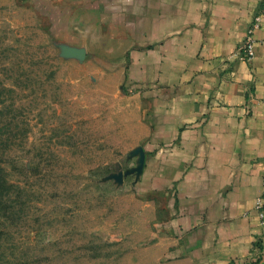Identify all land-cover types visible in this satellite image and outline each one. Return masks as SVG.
Returning a JSON list of instances; mask_svg holds the SVG:
<instances>
[{"label":"crops","instance_id":"0c3cea01","mask_svg":"<svg viewBox=\"0 0 264 264\" xmlns=\"http://www.w3.org/2000/svg\"><path fill=\"white\" fill-rule=\"evenodd\" d=\"M46 1L82 14L138 114L159 264H264V0Z\"/></svg>","mask_w":264,"mask_h":264},{"label":"rangeland","instance_id":"374dc122","mask_svg":"<svg viewBox=\"0 0 264 264\" xmlns=\"http://www.w3.org/2000/svg\"><path fill=\"white\" fill-rule=\"evenodd\" d=\"M58 11L0 0V264H159L138 114Z\"/></svg>","mask_w":264,"mask_h":264},{"label":"built area","instance_id":"2783aa9c","mask_svg":"<svg viewBox=\"0 0 264 264\" xmlns=\"http://www.w3.org/2000/svg\"><path fill=\"white\" fill-rule=\"evenodd\" d=\"M261 10L264 11V2L261 5ZM261 14L257 12L246 29V35L238 49L239 57L250 59L254 55V38L253 32L260 26ZM262 187L264 189V177L262 179ZM260 199L257 200V208L261 209ZM262 211V210H261Z\"/></svg>","mask_w":264,"mask_h":264},{"label":"trees","instance_id":"16d2710c","mask_svg":"<svg viewBox=\"0 0 264 264\" xmlns=\"http://www.w3.org/2000/svg\"><path fill=\"white\" fill-rule=\"evenodd\" d=\"M0 172H3V168L2 167H0ZM5 184H6L5 179L2 177V179H0V195H2V192H3L1 185L5 186Z\"/></svg>","mask_w":264,"mask_h":264}]
</instances>
